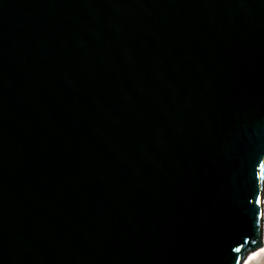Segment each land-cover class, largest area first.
<instances>
[{"label": "water", "instance_id": "95a60500", "mask_svg": "<svg viewBox=\"0 0 264 264\" xmlns=\"http://www.w3.org/2000/svg\"><path fill=\"white\" fill-rule=\"evenodd\" d=\"M263 196L264 0H0V264H243Z\"/></svg>", "mask_w": 264, "mask_h": 264}, {"label": "bare ground", "instance_id": "6f19581e", "mask_svg": "<svg viewBox=\"0 0 264 264\" xmlns=\"http://www.w3.org/2000/svg\"><path fill=\"white\" fill-rule=\"evenodd\" d=\"M243 264H264V196H263V243L262 247L251 252Z\"/></svg>", "mask_w": 264, "mask_h": 264}]
</instances>
